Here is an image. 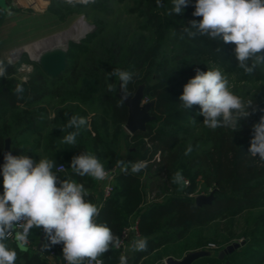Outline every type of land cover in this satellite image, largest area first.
Masks as SVG:
<instances>
[{"label": "trees", "instance_id": "16d2710c", "mask_svg": "<svg viewBox=\"0 0 264 264\" xmlns=\"http://www.w3.org/2000/svg\"><path fill=\"white\" fill-rule=\"evenodd\" d=\"M162 3L164 6L158 7L157 0H96L88 6H74L80 11L89 8L97 13L92 20L96 29L80 42L68 43L66 65L57 77L48 76L37 63L26 58L24 51L16 63L0 60L7 67V75L0 77V153L5 138L9 137L14 156L24 154L36 161L41 154L55 160L57 165L62 163L63 171H57L56 167L53 171L61 179L82 183L90 193L87 199L92 202L91 190L96 180L74 174L71 160L81 152H88L89 145L92 149L101 147L109 156L104 162L106 168L116 163L115 148L126 120V107L115 96L118 78L109 80L107 73L115 68L133 72L127 94L143 83V97L153 100L150 113L154 119L146 123L144 131L125 135L133 145L127 148L124 160L147 161L146 171L154 167L152 175L161 179L164 191L169 186L179 191L181 186L172 182L179 170L188 182L182 186L183 191L195 195L198 192L194 191L200 187L210 189L213 197L210 203L201 206L195 205L194 196H173L138 206L143 171L125 174L119 170L98 221L107 222L114 234L120 236L124 226L138 218L139 237H147L149 243L146 252L133 253L132 264H159L162 258H180L186 250L198 249L207 240H216L215 249H222L234 237L232 232L222 235L215 229L206 236L204 227L247 213L248 223L238 237L242 245L222 259L204 256L191 264H264V161L249 155L253 125L264 115V64L246 74L237 66L234 44L207 36L191 38L183 32L189 21L202 19L192 15L195 0H189L180 15L168 14L173 0ZM51 5L58 9L73 7L64 0H53L48 8ZM5 14L0 9L1 25L7 22ZM72 47L79 56L67 62ZM218 47L222 51H217ZM23 61L30 63L32 69L25 80H16L14 74ZM212 68L236 75L229 83L230 90L244 100L252 99L257 108L239 122L235 132L227 127L216 130L205 127L198 105L189 110L180 107L183 86L196 75V70ZM108 83L115 85L113 91L108 90ZM18 85L22 92L16 91ZM51 101L54 107L52 117L48 118ZM72 115L86 117L88 125L75 145H67L62 142L63 137L73 129H61ZM189 144L192 152L185 156ZM0 193H3L2 174ZM39 233V229H33L30 245L23 249L17 247L15 240L6 241L17 252L16 264H51L45 254L54 246L46 249V239L41 252H36ZM104 256L109 264H119L116 249Z\"/></svg>", "mask_w": 264, "mask_h": 264}, {"label": "clouds", "instance_id": "9594fccd", "mask_svg": "<svg viewBox=\"0 0 264 264\" xmlns=\"http://www.w3.org/2000/svg\"><path fill=\"white\" fill-rule=\"evenodd\" d=\"M71 6H88L96 0H64ZM189 0H173L169 15H180L188 6ZM157 6L163 7L162 0ZM195 17L184 26L183 32L191 38L207 36L211 40L234 44V57L237 66L246 74L264 64V0H195ZM217 51H222L220 47ZM251 61V64L249 63ZM7 75V67L0 62V77ZM119 80V89L123 93L122 103L128 98L127 86L132 82L134 73L115 68L107 73L110 80ZM113 91L115 85L107 84ZM16 91L22 92L21 86ZM180 107L189 110L198 105L199 115L204 117L203 125L211 130L221 127L231 128L234 132L240 127V121L247 119L257 108L253 100H244L230 90L229 79L219 68L207 71L196 70V75L183 86L179 97ZM67 115V113L65 114ZM193 123H196L192 119ZM88 125L84 116L72 115L64 128L67 132L62 142L75 145L77 137ZM192 152L189 144L184 155ZM249 155L264 161V115L253 125V137L250 141ZM2 166L3 193L0 194V264H16L17 252L6 241L13 236L18 248L23 249L29 242L33 229L42 230L46 243L44 247L62 244L63 259L66 264H104L102 257L112 249H120L124 241L114 234L107 222H99L103 205H97L87 197L89 191L82 183L73 179H61L53 169L55 160L40 158L38 162L20 154H4ZM147 161H125L119 159L116 166L129 174L140 173L147 168ZM61 167H63L61 165ZM70 168L80 177L90 176L94 180L108 178L104 163L88 152L73 156ZM172 182L184 186L182 171H176ZM148 238L137 237L127 245V253L146 252ZM129 256L122 253L119 264H128Z\"/></svg>", "mask_w": 264, "mask_h": 264}, {"label": "rangeland", "instance_id": "374dc122", "mask_svg": "<svg viewBox=\"0 0 264 264\" xmlns=\"http://www.w3.org/2000/svg\"><path fill=\"white\" fill-rule=\"evenodd\" d=\"M52 1L53 0H6V3L9 8L8 10H6V14H5L7 21L6 24L4 25L0 24V60H6L11 64L16 63L18 58L16 60H9L7 57V52L11 48L16 47L23 42L32 41V39L36 40L45 35H50L54 32L67 29L68 27L71 26V24L75 21V19L77 20L80 17H82V20L79 21L80 24L83 21L86 22L88 25L92 24L93 18L95 17V15H97L95 11H91L89 8L83 9L82 11H80L76 7H71V8L65 7L58 9L53 5H51V7L48 8L49 3H51ZM115 10L117 9L115 8ZM69 52H70V56L67 62H73L79 56V53L77 49L73 47L69 49ZM26 58L29 59L27 54H26ZM31 69H32V65L30 63L24 61L20 62L14 74V78L16 80H25L27 78L28 72L31 71ZM223 74H225L228 77L229 83L233 82L236 76L234 74H227L224 72ZM143 101L145 102L147 100L143 97ZM51 102L52 105L48 109V113H49L48 118L52 117V108L54 107V101ZM126 134L129 135L130 133H128V131L122 125L121 135L118 140L119 142L115 148L118 156L117 160L119 159L124 160L126 156L127 148L133 145L128 138L125 139ZM29 140L30 142H32L31 141L32 138ZM87 148H88V153H91L93 155L96 154V156L101 160L102 163L108 160L109 156L102 151L103 149L101 147L98 146V148L92 149L88 145ZM40 158H43V156L41 154L40 155L38 154L36 158V162H38ZM114 165H116V163ZM118 170H120V168H118ZM153 170L154 167L152 166V170L146 171L145 169L141 173L139 180L141 199L138 206H146L152 203L153 200H151V197H161V200H167V198L173 196L174 197L187 196L190 198L191 196L195 197L200 194L208 195L211 192L210 189L203 190L200 187H197V189L194 192H198V193L192 195V193L183 191L182 186L180 187L178 192L174 191L172 186H169L168 189L164 191L163 190L164 188L161 183L162 182L161 179H159L158 177H153L152 175ZM248 220L249 219L247 213H243L241 215L235 216L232 221L231 220L215 221L204 227L203 234L208 236V234L213 232L215 229H217L218 232L222 235L232 232L234 237L232 238L230 243L241 242V240L238 237L240 232L246 227ZM208 243H214L215 246L218 245V242L216 240L214 241L207 240L204 243L205 245L200 248L206 247ZM193 250H196V248L186 250L184 253ZM125 254H127L130 258L128 264H132L131 258L133 253H125ZM102 259L104 261V264H109V261L106 260L105 256H103ZM137 264H139V262ZM159 264H162V262L160 261Z\"/></svg>", "mask_w": 264, "mask_h": 264}, {"label": "water", "instance_id": "95a60500", "mask_svg": "<svg viewBox=\"0 0 264 264\" xmlns=\"http://www.w3.org/2000/svg\"><path fill=\"white\" fill-rule=\"evenodd\" d=\"M8 5L6 0H0V9L8 10ZM82 18V17H80ZM96 29L94 24H87V29L84 31L82 36H79L76 39H71L69 42L78 43L86 34L93 32ZM49 35H45L47 37ZM40 39V38H39ZM68 49V43L64 48L56 47H47L39 51L36 59L31 60L37 63L42 70L50 77H57L65 68L66 65V52ZM20 57V56H19ZM18 57V58H19ZM143 88L144 84H139L135 91L132 94H127L128 98L123 102V105L126 107V120L124 122V128L128 133L132 134L136 131H144L146 123L154 119V116L150 113L151 107L153 105V100L143 101ZM123 93L120 92L119 82L117 85V91L115 96L121 101ZM122 102V101H121ZM6 152H11L10 149V138L7 137L4 140V145L2 152L0 153V172H2V166L4 164V154ZM213 195L210 192L208 195H197L194 197V203L197 206H201L206 203H210ZM45 239V235L42 230H40L38 240L36 243V252L40 253L42 250V244ZM243 242H232L226 245L224 248L216 250L210 249L207 247L198 248L193 251H188L182 255L180 258H174L167 256L164 258V264H191L194 260L204 257V256H214L218 259H222L226 254L231 253L238 246L242 245ZM25 248V247H24Z\"/></svg>", "mask_w": 264, "mask_h": 264}, {"label": "built area", "instance_id": "2783aa9c", "mask_svg": "<svg viewBox=\"0 0 264 264\" xmlns=\"http://www.w3.org/2000/svg\"><path fill=\"white\" fill-rule=\"evenodd\" d=\"M149 146V144H147ZM63 164H59L56 166L57 171H63L64 166ZM106 171H108L109 175L108 178L104 181H97L95 182L94 187L92 188V194H93V199L92 202L99 205H103L106 200L110 197L113 188H114V182L116 175L118 173V167L116 165H113L109 168H106ZM151 200L153 201H160L161 197H151ZM150 200V201H151ZM139 220L138 218H133L131 219L126 226L121 230L120 237L124 241V245L120 249H116L119 254L121 255L122 253H127L126 248L127 245L133 240L134 238L139 237ZM9 240H14V233L13 236L9 237ZM30 242L26 246H29ZM62 244L54 245V249L51 250L49 253L45 254V258H47L51 264L54 263V260H56V257L58 258V264H66V261L63 259V254H62ZM207 248L210 249H215V244L214 243H208L206 245ZM87 264V262H85ZM162 264H164V259H162Z\"/></svg>", "mask_w": 264, "mask_h": 264}, {"label": "bare ground", "instance_id": "6f19581e", "mask_svg": "<svg viewBox=\"0 0 264 264\" xmlns=\"http://www.w3.org/2000/svg\"><path fill=\"white\" fill-rule=\"evenodd\" d=\"M80 20H82V18H78L77 20L75 19V21L67 29L54 32L42 39H32V41L23 42L18 46L11 48L7 52L8 59L16 60L20 56L21 52L24 51L28 55L29 59L34 60L36 59L39 51L43 48H64L66 44L69 43V40L82 36L84 31L87 29V23L83 21L80 24Z\"/></svg>", "mask_w": 264, "mask_h": 264}, {"label": "crops", "instance_id": "0c3cea01", "mask_svg": "<svg viewBox=\"0 0 264 264\" xmlns=\"http://www.w3.org/2000/svg\"><path fill=\"white\" fill-rule=\"evenodd\" d=\"M2 194V193H0ZM53 264H58V259L57 260H54V263Z\"/></svg>", "mask_w": 264, "mask_h": 264}]
</instances>
